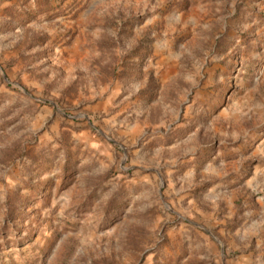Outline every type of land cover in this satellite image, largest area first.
Instances as JSON below:
<instances>
[{"label": "rangeland", "instance_id": "374dc122", "mask_svg": "<svg viewBox=\"0 0 264 264\" xmlns=\"http://www.w3.org/2000/svg\"><path fill=\"white\" fill-rule=\"evenodd\" d=\"M0 264H264V0H0Z\"/></svg>", "mask_w": 264, "mask_h": 264}]
</instances>
